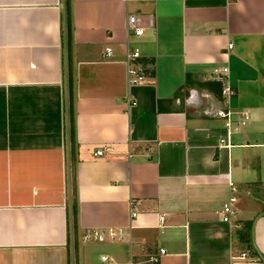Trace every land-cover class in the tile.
<instances>
[{
	"label": "crops",
	"instance_id": "obj_1",
	"mask_svg": "<svg viewBox=\"0 0 264 264\" xmlns=\"http://www.w3.org/2000/svg\"><path fill=\"white\" fill-rule=\"evenodd\" d=\"M68 1L0 0V264H264V0Z\"/></svg>",
	"mask_w": 264,
	"mask_h": 264
},
{
	"label": "built area",
	"instance_id": "obj_2",
	"mask_svg": "<svg viewBox=\"0 0 264 264\" xmlns=\"http://www.w3.org/2000/svg\"><path fill=\"white\" fill-rule=\"evenodd\" d=\"M139 19L131 14L129 16V27L135 34H141L143 31V28L141 25L138 23ZM228 48L232 47V42L228 43L227 45ZM106 54L110 55L111 54V48L106 47ZM140 56V52L138 48H134L131 50H128L126 52V63H127V71L129 74V82L131 84L136 83V82H141L145 81L146 79V74H145V67L143 66L142 63L137 61V58ZM213 73L216 74V76L220 79H222L226 73L228 72V66L227 65H218L214 66L212 69ZM222 93L225 97L231 95L234 93V89L229 85L225 84L222 88ZM204 96V95H203ZM131 104H134L135 101L132 100L130 101ZM203 112L207 114H218V115H226L230 113V111L223 110L221 108H217L211 103H207L204 108ZM98 152H101V150H98ZM234 209L232 208V205L230 202H224L222 212H223V219L224 220H230L232 214L234 213ZM131 216L135 214V211H131ZM123 234V230L121 228H114V227H106L104 229H99L96 227L92 228H87L85 229L82 240L83 241H90V240H98L102 241L106 238H120ZM160 252H164V248H159ZM245 253L243 252L241 255L243 256ZM101 259L105 262V264H116L113 259L108 255V254H102ZM159 260V254L156 253H149L145 259V262L148 264H156ZM136 261L130 260L128 264H135Z\"/></svg>",
	"mask_w": 264,
	"mask_h": 264
},
{
	"label": "trees",
	"instance_id": "obj_3",
	"mask_svg": "<svg viewBox=\"0 0 264 264\" xmlns=\"http://www.w3.org/2000/svg\"><path fill=\"white\" fill-rule=\"evenodd\" d=\"M66 11H67V36L70 37V8H69V1L66 0Z\"/></svg>",
	"mask_w": 264,
	"mask_h": 264
},
{
	"label": "water",
	"instance_id": "obj_4",
	"mask_svg": "<svg viewBox=\"0 0 264 264\" xmlns=\"http://www.w3.org/2000/svg\"><path fill=\"white\" fill-rule=\"evenodd\" d=\"M71 216V223H72V215H70Z\"/></svg>",
	"mask_w": 264,
	"mask_h": 264
}]
</instances>
